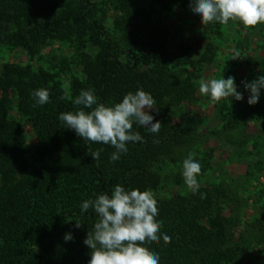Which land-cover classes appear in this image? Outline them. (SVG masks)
Masks as SVG:
<instances>
[{"label": "trees", "instance_id": "obj_1", "mask_svg": "<svg viewBox=\"0 0 264 264\" xmlns=\"http://www.w3.org/2000/svg\"><path fill=\"white\" fill-rule=\"evenodd\" d=\"M136 0H106L118 7H132ZM160 2V0H158ZM103 0H0V46L37 49L53 41L75 42L97 49L95 70L84 82L74 80L67 96L57 75L5 65L0 75V264H88L90 249L84 244L88 230L98 219L93 208L81 214L85 200L101 194L111 196L116 185L127 190L158 191L157 167L174 162L178 150L193 142V133L173 125L170 117L155 115L159 133L133 124L143 142L128 143V151L110 162L116 149L93 143L66 129L58 117L75 112L73 104L81 90L93 89L100 103L112 106L129 93L143 88L162 111L167 104L179 105L193 93V73H175L163 64L164 43L148 37L146 43L133 36L125 45L114 40L97 18V3ZM188 12L190 0H174ZM141 47L144 52L138 53ZM121 57L127 60L123 63ZM213 61L205 51L200 63ZM179 62H193L183 51ZM187 72V73H186ZM45 88L49 102L38 105L31 93ZM14 108L19 120L11 118ZM25 125L33 133L28 149ZM158 141V142H157ZM102 149L98 160L91 153ZM203 194V198L202 195ZM264 194V193H263ZM157 221L161 234L171 237L165 244H146L158 253L160 264H233L239 252L231 246L217 190L158 199ZM76 222L81 227H75ZM66 234L72 240L65 241Z\"/></svg>", "mask_w": 264, "mask_h": 264}, {"label": "rangeland", "instance_id": "obj_2", "mask_svg": "<svg viewBox=\"0 0 264 264\" xmlns=\"http://www.w3.org/2000/svg\"><path fill=\"white\" fill-rule=\"evenodd\" d=\"M67 1L59 0L61 4ZM97 18L123 45L133 36L143 43L148 37L164 43L163 64L180 72L183 79L187 77L184 71L194 74L188 101L176 106L167 104L162 111H149L154 118L168 116L173 125L193 133V142L177 151L174 162L164 161L157 167L161 186L152 192L154 198L171 199L191 192L182 176L183 161L191 153L201 164L198 190H217L221 195L224 216L230 221L227 230L231 246L239 249L233 264H264V89L258 103L249 105L250 93L241 83L264 75V23L246 28L239 21H229L227 25L204 27L199 15L179 9L174 0H136L132 7H118L103 0L97 3ZM81 46L60 41L27 50L0 46V75L5 65L57 75L55 82L69 96L71 83L86 81L95 70L97 49ZM234 49L240 52L241 59H231ZM183 51H187L193 64L181 66ZM205 51L213 54L212 63H200ZM137 52L144 50L139 47ZM120 60L127 62L123 57ZM222 76L235 78L243 100L213 102L199 93L200 80ZM9 115L19 120L14 108ZM25 132L32 151L33 133L27 125Z\"/></svg>", "mask_w": 264, "mask_h": 264}, {"label": "clouds", "instance_id": "obj_3", "mask_svg": "<svg viewBox=\"0 0 264 264\" xmlns=\"http://www.w3.org/2000/svg\"><path fill=\"white\" fill-rule=\"evenodd\" d=\"M189 7L199 15L204 27L216 23L227 25L229 21H239L246 28L264 23V0H190ZM231 59H241L240 52L234 49ZM241 83L244 90L250 93L247 103H258L261 89H264V75ZM199 93L210 97L213 102L226 98L244 99L243 93L237 91L232 76L200 80ZM31 95L41 106L50 99V93L45 88L36 89ZM73 104L81 107L75 112L60 113L58 119L80 138L114 147L116 151L111 154L110 162L119 160L120 155L128 151V143L143 142L141 134L132 130L134 123L152 134L159 133L161 128V122H153L154 117L149 114L150 110L158 111L156 101L143 88L127 93L121 102L112 106L100 103L93 89L81 90ZM101 151L91 153L93 161L99 159ZM182 169L186 186L195 194L199 188L197 176L201 173V164L190 153L184 159ZM90 207L98 219L84 240L90 249L88 264H160L158 253L144 245L159 243L161 238L168 244L171 237L160 233L162 221L156 219L157 200L150 190L129 191L118 184L111 196L101 194L94 200H85L81 205V214ZM75 227H81V223L76 222ZM72 238L71 234L64 236L65 241Z\"/></svg>", "mask_w": 264, "mask_h": 264}]
</instances>
